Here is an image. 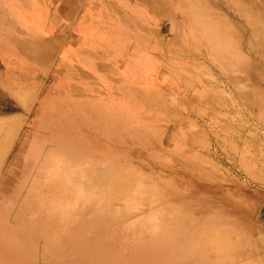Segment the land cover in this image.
Listing matches in <instances>:
<instances>
[{"label": "rangeland", "instance_id": "1", "mask_svg": "<svg viewBox=\"0 0 264 264\" xmlns=\"http://www.w3.org/2000/svg\"><path fill=\"white\" fill-rule=\"evenodd\" d=\"M138 1L0 0V32L12 30L24 37L11 33L1 41L9 58L4 60L0 50V73L6 80L12 76L17 82V62L35 68L42 64L34 59L45 64L54 61L61 48V52L65 49L70 31L72 36L71 22L82 17L88 3L92 4L91 25H102L94 28L95 33H109L104 21L118 22L119 11ZM192 1L208 8L202 18L205 30L222 34L230 29L228 40L242 69L215 65L216 58L224 57L218 56L212 44L208 57L191 58L186 78L178 80L183 87H152L146 77L125 78L115 91L127 95L128 102L104 100L99 104L105 119L112 114L102 136H116V143H108L101 153L97 148L104 138L97 130L72 128L71 136H78L80 131L82 140L90 143L76 144L74 153L85 149V154L107 159L115 169L127 172L121 180L126 185L119 192L130 193L131 198L109 199L101 203L103 207L86 204L81 198L71 201V212L76 213L71 216V225L96 226L71 242V263L67 262L66 247L44 248L47 242L38 235L41 249L24 257H9L8 264L18 260H23L21 264H264V0ZM66 24H71V30L62 29ZM158 28L147 31L154 41L159 40ZM163 35L166 44L175 43V34L168 28ZM88 40L85 36L79 44L71 43V59ZM93 45L99 53L110 52L102 43ZM23 55L25 58L20 57ZM191 82L195 85L189 87ZM242 91L246 98L238 95ZM111 116L119 117L113 121ZM24 119L23 110L0 111V121L12 122L14 127ZM28 125L30 132L41 130L39 123ZM35 132L26 138V148L34 144ZM7 185L0 182V208L5 207L1 198L8 192ZM75 190L76 183H71V193ZM100 191L111 196L116 189L104 187ZM53 205L61 209L63 201ZM127 205L137 206L138 212L128 214ZM28 207L30 203L24 205ZM31 208L30 215H36L37 210ZM98 209L105 212L99 215ZM113 209H117L114 216ZM84 210L86 214L80 217ZM20 219L17 215L9 225ZM173 221L179 224L173 225ZM192 237L211 241L202 246L204 257L184 254Z\"/></svg>", "mask_w": 264, "mask_h": 264}, {"label": "bare ground", "instance_id": "2", "mask_svg": "<svg viewBox=\"0 0 264 264\" xmlns=\"http://www.w3.org/2000/svg\"><path fill=\"white\" fill-rule=\"evenodd\" d=\"M261 5L264 8L262 2ZM91 6L88 3L82 17L71 22L72 36L70 31L65 49L61 52L64 47L61 48L54 61L45 64L34 59L35 63L43 65L42 69L26 67L17 62L16 68L14 67L15 73L18 71L20 75L17 82L13 81L12 76L6 80L0 73V111L12 113L23 110L25 113V119L16 127L12 122L0 121V182L8 184V192L1 198L5 207L0 208V264H8L9 257L20 258L41 249L38 235L47 242L44 248L51 246L58 250L66 247L67 262L71 263V242H75L79 233H90L96 227L88 224L71 225V216L76 215L71 212V201L81 198L86 204H100L103 207L101 203L109 199L131 198L130 193L119 192L126 185L121 180L127 172L115 169L107 159L99 160L92 154H85V149L74 153L76 144L82 142L90 146V143L82 140L80 131L78 136H71L72 128L97 130L100 137L104 138L97 148L101 153L105 150V145L116 143V136H110L109 139L102 136L104 128H109V122H112L109 119L112 114L106 112L108 115L105 119V110L99 104L104 100L123 104L128 102V97L125 98L127 95L123 96L121 91H115L119 90L125 78L140 80L146 77L149 86L160 84L178 88V80L186 78L185 72L189 70L191 58L208 57L207 50L212 44L215 45L218 56L224 57L216 58L213 61L215 65L219 63L227 70L242 69L243 64L238 65L239 59L234 57L235 53L228 40L230 29L224 30L222 34L205 30L202 18L207 14L208 8L192 0H139L137 3L127 4L119 11L118 22L111 24L110 21H104L109 33H95L94 28H102V25H91ZM257 12L260 13L259 10ZM259 18L261 19L260 16ZM72 26L66 24L62 29L71 30ZM155 26L159 27L157 41L152 40L147 32L150 27ZM166 28L169 33L175 34V43L170 41L166 44L163 35ZM12 32L14 31H1L0 43L3 39H8ZM11 35H21L24 38L21 33ZM85 36L89 40L71 59L68 54L71 43L79 44ZM94 42L108 47L109 54L96 51ZM24 56L26 55L20 57ZM112 60L115 62L109 63ZM13 76L15 78L16 74ZM193 85L195 82L189 83V87ZM7 93L14 95L9 97ZM240 93V97H247L245 91ZM71 97L75 99L74 104H71ZM130 104L134 105L136 102L130 100ZM116 117L111 116L113 121ZM28 123H39L41 130L35 132L32 129L30 132L31 125ZM34 132L35 142L26 148L24 142ZM94 154L100 156L98 153ZM118 175L122 178L118 179ZM71 183H76V190L72 193ZM104 187H113L116 191L108 196L100 191ZM56 201H63L61 209L55 207L58 205H53ZM26 203L37 210L36 215H30L31 207L24 208ZM144 205L146 202L141 206ZM45 206L47 208L44 210ZM127 207L128 214L138 212L135 205ZM111 211L113 216L117 213V209ZM103 212L105 211L102 209L97 211L99 215ZM85 214L84 210L79 216L84 217ZM17 215L21 219L13 221L10 226L9 222ZM79 221L84 222V219ZM172 224L179 223L173 221ZM187 226L188 229L192 227ZM12 239L14 240L9 245L2 246V243ZM175 240L176 238L172 242ZM208 243H211L208 239L192 237L184 248L188 250L184 254L187 257H204L206 250L202 246ZM21 262L23 260L16 261L17 264Z\"/></svg>", "mask_w": 264, "mask_h": 264}, {"label": "crops", "instance_id": "3", "mask_svg": "<svg viewBox=\"0 0 264 264\" xmlns=\"http://www.w3.org/2000/svg\"><path fill=\"white\" fill-rule=\"evenodd\" d=\"M68 40V39H67ZM2 43V42H1ZM1 43H0V50H2V52L4 53L3 55H4V60H8V58H9V56L7 55V52L5 51V47H3L4 45H1ZM7 47V46H6ZM38 64H41V63H38ZM41 67H43V65H41L40 67H36L35 66V68H40V69H42Z\"/></svg>", "mask_w": 264, "mask_h": 264}]
</instances>
